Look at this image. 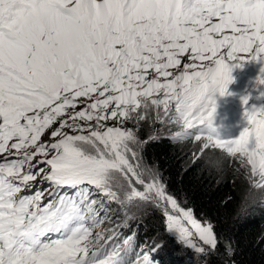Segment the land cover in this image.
<instances>
[{
	"label": "snow or ice",
	"instance_id": "1",
	"mask_svg": "<svg viewBox=\"0 0 264 264\" xmlns=\"http://www.w3.org/2000/svg\"><path fill=\"white\" fill-rule=\"evenodd\" d=\"M248 60L264 64V0H0V264H153L102 227L97 196L126 217L170 205L168 231L214 250L213 225L141 164L135 125L154 112L264 189V106L245 109L236 138L212 126L214 97Z\"/></svg>",
	"mask_w": 264,
	"mask_h": 264
},
{
	"label": "trees",
	"instance_id": "2",
	"mask_svg": "<svg viewBox=\"0 0 264 264\" xmlns=\"http://www.w3.org/2000/svg\"><path fill=\"white\" fill-rule=\"evenodd\" d=\"M258 76L239 82L231 78L225 95L214 97L216 107L225 100L242 115L234 128L213 126L220 138L238 137L246 125L245 109L264 106V85L256 83ZM244 96L249 97L247 104H242ZM135 130L144 141L139 147L141 164L158 168L166 192L178 205L192 210L199 222L213 225L216 248L197 243L205 249L199 253L176 243L166 227L169 208L165 203L134 206L128 218L121 221L113 205L103 202L107 218L102 227L114 229L118 241L131 237L137 255L147 254L151 240L160 242L163 247L157 251V259L150 257L153 264H264V189L250 188L247 169L239 167L238 158L230 159L223 150L211 147L202 152L203 138H173L170 134L180 130L178 126L156 121L154 112L137 123ZM97 199L101 200L100 196ZM172 247L175 252L182 248L181 254L171 251Z\"/></svg>",
	"mask_w": 264,
	"mask_h": 264
},
{
	"label": "rangeland",
	"instance_id": "3",
	"mask_svg": "<svg viewBox=\"0 0 264 264\" xmlns=\"http://www.w3.org/2000/svg\"><path fill=\"white\" fill-rule=\"evenodd\" d=\"M231 67V65H230ZM261 67H264V64H261L259 61H243L240 63L239 67H232L231 69V78L232 80H237L239 82V80H243L244 78H255L258 75H261ZM233 111L234 108L229 105L225 100H223V103H221L219 106L216 107V110L213 114L212 117V126L216 127V128H220V129H229L230 127H234L238 124L239 119H241L242 115L238 113V111H235V115H237V121L232 119L233 117ZM47 185H44V187H46ZM101 201L105 202V203H111L114 207L113 212L118 214V216L121 217V221H124L128 218V216H125V211L124 209L120 206V204L118 202H109L108 199L106 197L100 196ZM161 205H164L163 203H161ZM169 208V214L172 215H179L178 212H172V209L170 207V205L166 206ZM134 207L129 209V212L131 213V211L133 210ZM184 223L187 225V221H184ZM204 224V223H202ZM190 231L192 230L191 227L189 226ZM171 236L174 237L175 242L178 243L179 245H181L182 247L186 248V250H195L194 248H190L186 245H184L183 243L180 242V240L178 239L177 235H175L174 233H171ZM193 243L197 245V243H202L201 241L198 240V238L195 236V234L192 237ZM163 246H161V243L156 241L155 239L150 241V247L147 251V254L154 258L157 259V251ZM171 251H173L175 254L180 255L182 252V248L179 249L178 251L175 252L176 248H170Z\"/></svg>",
	"mask_w": 264,
	"mask_h": 264
},
{
	"label": "bare ground",
	"instance_id": "4",
	"mask_svg": "<svg viewBox=\"0 0 264 264\" xmlns=\"http://www.w3.org/2000/svg\"><path fill=\"white\" fill-rule=\"evenodd\" d=\"M232 119L234 120V122L235 120L237 121V115H233Z\"/></svg>",
	"mask_w": 264,
	"mask_h": 264
},
{
	"label": "clouds",
	"instance_id": "5",
	"mask_svg": "<svg viewBox=\"0 0 264 264\" xmlns=\"http://www.w3.org/2000/svg\"><path fill=\"white\" fill-rule=\"evenodd\" d=\"M234 110H235V109H234ZM235 111H236V110H235ZM238 123H239V122H238ZM237 125H238V124H237ZM237 125H236V126H237ZM236 126H234V127H236ZM234 127H230V128H234Z\"/></svg>",
	"mask_w": 264,
	"mask_h": 264
},
{
	"label": "built area",
	"instance_id": "6",
	"mask_svg": "<svg viewBox=\"0 0 264 264\" xmlns=\"http://www.w3.org/2000/svg\"><path fill=\"white\" fill-rule=\"evenodd\" d=\"M233 115H235V111H233Z\"/></svg>",
	"mask_w": 264,
	"mask_h": 264
}]
</instances>
